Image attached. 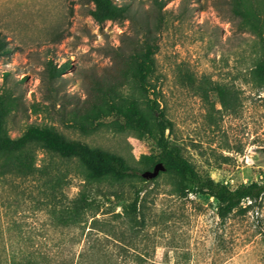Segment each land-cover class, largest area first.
<instances>
[{
	"label": "rangeland",
	"instance_id": "374dc122",
	"mask_svg": "<svg viewBox=\"0 0 264 264\" xmlns=\"http://www.w3.org/2000/svg\"><path fill=\"white\" fill-rule=\"evenodd\" d=\"M152 4L135 0L138 18L98 23L89 0H0V33L10 47L0 56V87L19 101L10 134L31 124L54 126L123 155L143 177L152 138L108 127L86 134L70 118L107 80H122L125 92L145 98L121 54L141 47V11ZM256 8L264 22V0ZM161 13V21L151 15L158 51L150 80L173 122L172 143L203 176L232 187L264 182V86L253 72L260 36L233 0H168ZM50 62L69 66L56 74ZM51 161L67 173L62 198L76 197L85 185L80 163L39 148L38 163ZM140 176L90 185L94 208L72 225L51 212L42 181L0 178V264H264V194L249 212L222 219L214 197L181 195L171 174ZM140 188V222L133 225L123 206Z\"/></svg>",
	"mask_w": 264,
	"mask_h": 264
},
{
	"label": "trees",
	"instance_id": "16d2710c",
	"mask_svg": "<svg viewBox=\"0 0 264 264\" xmlns=\"http://www.w3.org/2000/svg\"><path fill=\"white\" fill-rule=\"evenodd\" d=\"M93 6L89 13L98 23L125 17L138 18L139 10H134L135 0H89ZM168 0H153L149 11L141 13L146 20L145 34L141 47L128 56L121 54L128 68L136 78L137 90L141 100L134 93L125 92L123 81L107 80L98 86L95 96L86 100L83 105L77 104L71 110L72 125L83 133H93L103 127L116 131L133 130L141 137H150L155 141V151L144 155L150 169L158 162L166 165L161 173L171 174L177 182V191L181 195L189 193L205 194L218 201V214L222 219L232 213L249 212L264 194V182L253 180L242 182L235 187L217 181L211 176L201 175L191 161L183 154L179 145L173 144L171 133L173 122L167 117L155 93V86L150 80L154 72L155 54L158 51L156 35L153 32L151 15L162 20L161 10ZM262 0H233L234 9L242 21L260 36V52L255 62L254 76L264 86V22L256 8V2ZM10 47L0 33V56L8 54ZM53 73L62 74L69 66L63 63L60 68L52 65ZM8 78V74H5ZM220 89V93H222ZM18 97L10 88L0 87V178L7 176L33 177L43 184V190L49 198L51 212L63 224L82 223L89 211L94 208L95 198L89 186L108 180L120 183L138 175L126 158L108 149L92 146L80 139H70L54 126L31 124L18 136H12L8 130V119L11 112L18 107ZM113 117L112 120L108 118ZM43 148L62 160H77L85 175L84 188L79 194L68 199L62 198L67 182V173L53 161L38 163V150ZM160 173V174H161ZM141 177V176H140ZM144 181L147 178L141 177ZM153 178L152 180H154ZM137 189L132 201L123 206V214L134 225L140 222L141 193ZM25 264H41L27 261Z\"/></svg>",
	"mask_w": 264,
	"mask_h": 264
},
{
	"label": "water",
	"instance_id": "95a60500",
	"mask_svg": "<svg viewBox=\"0 0 264 264\" xmlns=\"http://www.w3.org/2000/svg\"><path fill=\"white\" fill-rule=\"evenodd\" d=\"M166 165L163 162H158L153 169L145 170L142 175L144 178L152 179L157 177L162 171L166 170Z\"/></svg>",
	"mask_w": 264,
	"mask_h": 264
}]
</instances>
